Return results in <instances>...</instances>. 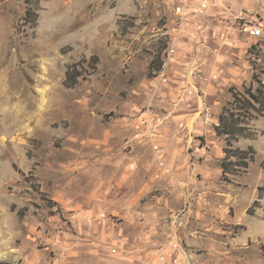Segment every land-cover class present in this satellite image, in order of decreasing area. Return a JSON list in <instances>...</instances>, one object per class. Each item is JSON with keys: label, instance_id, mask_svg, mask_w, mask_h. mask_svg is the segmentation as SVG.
Segmentation results:
<instances>
[{"label": "rangeland", "instance_id": "1", "mask_svg": "<svg viewBox=\"0 0 264 264\" xmlns=\"http://www.w3.org/2000/svg\"><path fill=\"white\" fill-rule=\"evenodd\" d=\"M184 2L0 0V264H172L206 161L224 212L188 264H264V103L249 136L214 126L232 91L264 96V0Z\"/></svg>", "mask_w": 264, "mask_h": 264}, {"label": "crops", "instance_id": "2", "mask_svg": "<svg viewBox=\"0 0 264 264\" xmlns=\"http://www.w3.org/2000/svg\"><path fill=\"white\" fill-rule=\"evenodd\" d=\"M219 116H216L214 118L215 119L214 126H216L219 123ZM200 149H206V148L200 147ZM207 162L208 161L203 162V163H197L194 167H191L192 169H194V171L201 172L202 175H204V177L199 180H194L193 177L188 176L189 177L187 180L188 185L186 184L183 187L184 189L182 190V193L184 192V194H186L184 203H189V197L193 198L189 206L190 212H191L190 224L187 225L186 229L182 230L181 232L182 239L186 242L187 247L192 251L194 249H198L204 246V243L206 240L205 234H208L207 232L208 228H206L207 226L205 225L207 224L209 219H212L210 214H214V212H218V210L220 213L224 212V208L221 207L220 205L219 206L216 205L214 207L212 205H209L211 201L210 193L211 191H214L212 189H215V187H219V184L215 180L211 181L212 178L210 176L211 173H209V170L213 166V164L211 165L210 163H207ZM203 164H205V166ZM217 167H218L217 171L218 173H220V167L222 169V164L221 166H217ZM178 174L181 178L182 177L185 178L186 177L185 167H184V171H182L181 169V171ZM180 199L181 197L179 195L178 199L176 200V204L178 205L175 208H178L180 206V202H181ZM162 208H163L162 211H164L165 213L167 211V207L162 206ZM169 208H171V206ZM182 216H183V209L176 210L174 214H171V217L168 220V225H171L173 220L181 219ZM202 228L203 229L205 228V230L206 229L207 230L206 231L202 230Z\"/></svg>", "mask_w": 264, "mask_h": 264}, {"label": "trees", "instance_id": "3", "mask_svg": "<svg viewBox=\"0 0 264 264\" xmlns=\"http://www.w3.org/2000/svg\"><path fill=\"white\" fill-rule=\"evenodd\" d=\"M30 10L26 11L29 14ZM242 93H234L232 91V99L229 100L219 116V123L215 126V131L218 135H224L228 143L238 140L240 137L249 136L248 123L255 114H250L249 110H254L256 114H262V108L256 107V104L264 103V96L262 89L251 88L245 89ZM244 112V113H241ZM248 113V114H247ZM229 149H225L228 152ZM227 157L222 159V169L225 173L227 167Z\"/></svg>", "mask_w": 264, "mask_h": 264}, {"label": "built area", "instance_id": "4", "mask_svg": "<svg viewBox=\"0 0 264 264\" xmlns=\"http://www.w3.org/2000/svg\"><path fill=\"white\" fill-rule=\"evenodd\" d=\"M184 1L185 2L182 5L177 7V13L180 15V17L186 15L187 13L186 5H188L189 3H186V0ZM241 30L243 31L244 34H246L250 38L259 37L263 32V28L261 25L253 24L251 22H244L241 27ZM175 46L176 45H173L171 47V53L175 52V49H176ZM192 199L193 198L189 197V203H184L182 207L180 208V209H183V216L187 212L189 205L192 202ZM181 219L173 220L172 224L168 225L170 228V232L168 236L170 239L169 241L172 247V252L169 254L160 255L161 261L170 260L172 264H178V263L188 264L189 255H183V248L184 246H187V244L181 241L180 237L178 236V231H179L178 227H179V224L181 223ZM190 255H192V252Z\"/></svg>", "mask_w": 264, "mask_h": 264}, {"label": "bare ground", "instance_id": "5", "mask_svg": "<svg viewBox=\"0 0 264 264\" xmlns=\"http://www.w3.org/2000/svg\"><path fill=\"white\" fill-rule=\"evenodd\" d=\"M178 38V37H177ZM176 38V39H177ZM176 41V40H175ZM183 255H187V253H186V251H185V249L183 248ZM188 258H189V256H188Z\"/></svg>", "mask_w": 264, "mask_h": 264}]
</instances>
